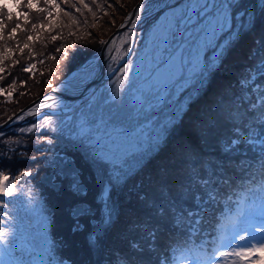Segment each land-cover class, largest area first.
<instances>
[{"label": "trees", "instance_id": "trees-1", "mask_svg": "<svg viewBox=\"0 0 264 264\" xmlns=\"http://www.w3.org/2000/svg\"><path fill=\"white\" fill-rule=\"evenodd\" d=\"M138 1L55 0L57 7H50L46 0H34V7L29 10L14 6L15 0H0L8 5L4 15L7 27L4 39L0 40V52L4 55L0 61L3 69L0 89H4L0 92V124L73 70L89 65L106 38ZM26 2L21 0L22 4ZM169 4L149 17L146 25L150 26ZM241 9L254 13L253 26L238 28L235 33H241L240 38L221 66L190 99L179 121L141 166L115 187L119 208L114 223L95 245L90 246L88 242L90 214L72 216L79 202H88L96 209L94 213L99 208L95 168L85 154L69 147L62 151L72 156L80 169V177L89 187L85 195L76 194L64 180L59 191L39 182L50 222L49 237L61 260L69 264H179V259L198 241L215 238L217 229L229 216L228 210L236 208L240 199L245 195L254 198L260 195L259 189L264 184V155L259 146L242 143L235 150L225 151L227 142L236 138V128L240 129V135L246 136L250 129L259 132L261 127L255 119L259 108L252 109L249 103L256 99L257 86L264 87V77L253 75L256 65L264 58V11L259 0H239L232 8L233 18ZM7 12H27L29 20L8 21ZM17 22L22 24L21 30L15 39H7ZM32 24H43L44 28L33 32ZM234 28L235 19L230 30ZM228 33L227 30L222 37ZM29 35L37 38L28 41L29 47L21 52ZM53 36L59 38L53 41ZM58 48L64 51H57ZM30 64L35 67L25 72L23 69ZM39 153L30 149L27 155L34 157ZM21 155L0 154V171L16 177L22 171L28 172L34 162L21 160ZM42 172L34 170L32 174L39 180ZM205 180L211 181L207 189ZM208 189L220 195L211 207L204 208L201 204V211L196 208L200 200L194 203L192 197L199 196L206 201L203 194ZM250 189H255V193ZM193 219L196 225L190 226ZM76 223H84V227L73 231ZM257 256L264 264V253L257 252Z\"/></svg>", "mask_w": 264, "mask_h": 264}, {"label": "rangeland", "instance_id": "rangeland-1", "mask_svg": "<svg viewBox=\"0 0 264 264\" xmlns=\"http://www.w3.org/2000/svg\"><path fill=\"white\" fill-rule=\"evenodd\" d=\"M188 4L189 0H172L170 6L150 26L146 25L147 18L137 27L121 33L107 74L90 97L78 105H54L55 107L50 109H43L35 115L26 117L22 122H16L14 126L0 131V154L27 155L30 149L39 151V155L36 154L35 159L30 161L34 164L32 168L27 169L28 172L43 170L42 173H54L55 181L61 183L60 187L64 180L66 186L72 189L73 180L56 173L59 166L51 161L49 153H65L62 151L67 147L76 148L92 162L96 184L99 187L96 195L98 212L94 213L96 209L91 208L88 202H79L76 206L90 214L89 235L101 225L108 211L100 193L103 182L107 181L108 174L113 169L111 160L101 162L96 157H103L106 146H111L115 141L119 145V156L128 162L130 168L128 176L132 175L158 148L173 125L179 121L190 99L201 87L200 78L194 75L196 45L189 44L193 50L191 57L193 62L187 63L189 59L187 49L183 54L178 50L183 41L173 40L167 48L164 42L169 21H172L174 15L184 10ZM228 11V29L235 19L233 33L242 26V17L243 23L246 24L251 14L241 9L233 18L232 8ZM129 32L133 35L129 36ZM228 34L223 37L221 34L218 41H223ZM194 38L193 36L192 39ZM185 39L187 40V37ZM48 118H51V123L43 124V119ZM52 128L57 130L53 132ZM49 138L52 139L50 144L46 142ZM2 175L9 176L8 183H15L16 190L30 194L32 202L36 205V216L30 221L22 222L18 228L31 240L32 255L42 264H69L55 254L53 242L49 237L50 222L45 210L43 191L39 186L41 176L38 180L37 175L32 174L20 182L19 179H15L16 176L5 171H0V176ZM88 189L87 186V191ZM110 205L115 218L119 208L115 188L111 192ZM79 225L81 228L84 227V223ZM104 232L100 231L98 237L100 238ZM256 247L259 248L260 245ZM233 249L235 252L247 251L235 248V241ZM257 251L244 256L233 254L229 257H219L217 260L219 264H261L262 260L259 257L255 261L251 258ZM248 257L249 259H245Z\"/></svg>", "mask_w": 264, "mask_h": 264}, {"label": "snow or ice", "instance_id": "snow-or-ice-1", "mask_svg": "<svg viewBox=\"0 0 264 264\" xmlns=\"http://www.w3.org/2000/svg\"><path fill=\"white\" fill-rule=\"evenodd\" d=\"M46 3L50 7H57L55 0H46ZM235 3L236 0H203V2H201V0H189V4L185 6V9L175 14L173 20L169 21L167 25L164 36L165 48H167L173 40L179 39L183 41V43L180 44L178 50L181 52V54H183V51L187 49L189 54L187 63L193 62L191 58L193 50L191 47H189V44L196 45L194 75L200 78L201 85H203L204 80L207 79L213 71L217 70L221 66L230 48L240 38L241 33H233L230 29H228V10L233 8ZM259 4L261 10L264 11V0H259ZM14 6L18 8L26 7L27 9L31 10L34 7V0H27L26 4H22L21 0H15ZM35 6L38 7V3H36ZM84 7H88V5L85 4ZM7 8V4L0 3V40L4 39V32L7 27L4 22L5 10ZM144 9L145 5H140L136 9L133 17H130L129 19L133 21L139 20ZM38 10L43 11V9L39 8ZM47 14L49 17L52 16L51 11H48ZM65 15H68V13H65ZM6 18L8 21H11L15 18L18 21L23 20L28 22L29 13L7 12ZM253 24L254 13L249 15V19L246 24L243 23L242 17V30L244 27H248L250 29ZM31 27L33 32H36L43 29L44 25L32 24ZM49 27H52L51 20H49ZM134 27V22L129 25V28ZM21 28L22 24L17 22L15 26L10 29L7 39H15L17 31L21 30ZM226 29L229 31L228 36L223 41H218L219 36L225 33ZM131 35H133V33L129 32V36ZM193 36L195 37L194 39H192ZM186 37L187 40L185 39ZM36 38L37 37L35 36L29 35L27 37V41L23 45V48H20L19 42H17V47L20 48L21 52H23V49L29 47L28 41H32ZM58 38L59 37L57 36H53L52 40L55 41ZM110 43L112 42L110 41ZM262 47H264V42H262ZM5 51H8L9 54L11 53L10 49H5ZM57 51L63 52L64 49L58 48ZM65 55H67L66 52ZM3 59V52H0V61ZM52 59H55V57L53 56ZM33 67L35 66L30 64L23 70L25 72H31ZM0 71H3V69L0 68ZM125 71H127V68H125ZM253 75L264 77V58H262L256 65ZM3 91L4 89H0V92ZM256 93V99L250 101L249 107L252 109L259 108V116L255 118L261 126L259 132L253 128L249 130L248 135L244 136L240 135V129L236 128V138L227 142L225 145L226 152L237 149V147L242 143H248L253 147L258 145L260 153L264 155V87L257 86ZM41 106L42 105H37L35 107L39 108ZM33 111L34 109L30 110L28 114H33ZM235 115L238 117L239 112H237ZM22 118L23 117H21V119ZM50 123L51 118L43 119V124ZM56 130V128L51 129L53 132ZM22 131H28V129H22ZM46 142L50 144L52 143V139L49 138ZM119 151V145L113 141L111 146H106V152L103 157H96V159H100L101 162L105 160H111L113 169L110 174H108L107 181L103 182L102 191L100 193L102 202L106 207H108V211L101 221V225H98L93 234L89 235L88 242L90 246L97 242L99 238L97 234L100 231H106L113 225L114 213L110 205L111 192L116 186L120 185L128 178L130 168L128 166L127 160L119 156ZM21 175L30 176L32 173L23 172ZM9 179V176L7 175L0 176V200H2L4 197H13L16 193L17 185L15 183L9 184ZM15 179H20V176L15 177ZM210 182V180L203 181L205 189H207V185ZM71 187L76 194H82V186L77 179L73 178ZM249 191L255 193L256 190L250 189ZM259 192L260 204L258 207L253 206L249 209L247 201L251 197L246 195L237 202L239 207L236 216L229 220V224L233 229V237L227 243L222 241L221 247L218 249L219 257H229L233 254L237 256H244L250 254L252 251H264V184H262ZM203 195L206 197V201L199 196L192 197L194 203L196 200H200V203L196 204V208L200 209L201 211H203L201 204H203L204 208L211 207L217 202V198L219 197L220 193L214 189H208ZM5 207H7L5 203H0V211H2ZM194 214L197 216L199 215V213ZM80 215L81 213L79 211L74 213V216L77 218ZM194 225H196L195 219L190 222V226ZM79 230H81V226L79 223H76L73 231ZM8 235L9 233L3 230V228H0V243L8 244ZM233 241H235V248L246 249L247 251L242 250L235 252L233 249ZM256 245H260V247L257 248ZM204 264H219V262L217 257L212 255L206 258Z\"/></svg>", "mask_w": 264, "mask_h": 264}, {"label": "water", "instance_id": "water-1", "mask_svg": "<svg viewBox=\"0 0 264 264\" xmlns=\"http://www.w3.org/2000/svg\"><path fill=\"white\" fill-rule=\"evenodd\" d=\"M172 0H139L134 7L128 12L123 21L117 26L114 32L106 38L104 41L99 53L95 58L91 60L89 65H83L82 67L73 70L65 79L61 80L58 84L53 86L50 90L37 97L29 104L21 108L11 117H9L5 122L0 124V131L5 130L8 127H11L16 124V120L19 119L24 113L28 112L29 109H33V114L35 115L40 112L43 106H51L56 100L64 99V100H76L80 99L79 103H81L84 99L90 97L99 87L100 82L103 80L105 75L107 74L109 68V62L113 56V53L116 49L120 34L129 28V25L133 22L135 23V27L143 23L148 17H151L163 10L168 3ZM145 5L144 11L141 13V18L139 20H131L130 17H133L136 9L140 5ZM110 41L112 43H110ZM79 81L75 84V79ZM81 86V83H84ZM74 83V84H72ZM42 105L39 108L35 106ZM45 106V107H46ZM48 157L52 162H56L59 166L56 173L61 175L63 178H73L77 179L82 186V193L86 194L87 186L82 182L81 177L79 175L80 169L77 167L74 158L66 153H49ZM22 160L33 161L35 157H30L27 155H22L20 157ZM25 172V171H23ZM22 172V173H23ZM27 176L21 175V181L23 182ZM41 182L48 185L49 187L58 190L60 188L61 183L55 181L54 173H42ZM80 212L81 214L85 213V210L81 207H78L72 211V216H74L75 212ZM8 239V238H7ZM9 243L6 244L10 249V240Z\"/></svg>", "mask_w": 264, "mask_h": 264}, {"label": "bare ground", "instance_id": "bare-ground-1", "mask_svg": "<svg viewBox=\"0 0 264 264\" xmlns=\"http://www.w3.org/2000/svg\"><path fill=\"white\" fill-rule=\"evenodd\" d=\"M129 29L133 28H128L127 30ZM78 81L79 78L75 79L74 83L76 84ZM84 84L85 82L81 83V86ZM79 101V98L76 100L59 99L51 103V105L73 106L78 105ZM45 106H43L44 108H41L40 111L43 109H50L51 107ZM33 109H29V111ZM28 112L24 113L21 116L23 118L21 119L20 117L16 122H22L26 117H29ZM31 198L30 194L22 190H16L13 197H4L0 200V203H5L7 205V207L0 211V228H3V230L9 233L7 238L11 242L10 253H13L17 264H42L39 259L34 257L31 253V240L25 237L18 229L22 222L30 221L37 214L36 205L32 202Z\"/></svg>", "mask_w": 264, "mask_h": 264}, {"label": "flooded vegetation", "instance_id": "flooded-vegetation-1", "mask_svg": "<svg viewBox=\"0 0 264 264\" xmlns=\"http://www.w3.org/2000/svg\"><path fill=\"white\" fill-rule=\"evenodd\" d=\"M79 174H80V172H79ZM81 180H82V182H83V178H81Z\"/></svg>", "mask_w": 264, "mask_h": 264}]
</instances>
